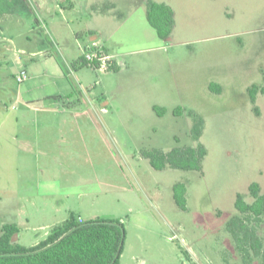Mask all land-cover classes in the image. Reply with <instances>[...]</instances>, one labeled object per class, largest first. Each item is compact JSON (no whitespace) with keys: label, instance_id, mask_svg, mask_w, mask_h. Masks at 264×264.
<instances>
[{"label":"rangeland","instance_id":"374dc122","mask_svg":"<svg viewBox=\"0 0 264 264\" xmlns=\"http://www.w3.org/2000/svg\"><path fill=\"white\" fill-rule=\"evenodd\" d=\"M53 1L57 12L34 4L24 28L10 24L11 43L0 33V219L18 226L16 242L39 244L72 217L116 220L121 264H246L227 224L252 184L264 193V97L249 96L264 77V0ZM149 2L173 9L168 39L149 24ZM87 27L121 72L76 66ZM199 146L202 172L158 171L144 156ZM252 224L264 250V216Z\"/></svg>","mask_w":264,"mask_h":264},{"label":"trees","instance_id":"16d2710c","mask_svg":"<svg viewBox=\"0 0 264 264\" xmlns=\"http://www.w3.org/2000/svg\"><path fill=\"white\" fill-rule=\"evenodd\" d=\"M27 3V0H0V16L20 13ZM147 19L161 39H168L172 35L174 11L170 6L149 2ZM83 67L89 66L82 56L80 68ZM114 72H119L117 66ZM216 86L214 84L210 88L220 92ZM259 94L264 97V77L261 86L255 85L249 89L253 103L256 102ZM155 111L159 116L166 113L164 109L157 107ZM182 113L181 108L175 110V115ZM201 135L200 121L193 129V137L199 139ZM144 156L158 171L170 167L183 171L202 172L206 149L203 146L184 147L175 148L168 153L153 150L145 152ZM249 191L252 202L245 201L240 195L237 197L235 208L240 216L231 219L227 229L232 234L246 264H251L254 257H262L264 264L263 243L256 227L252 224V222L260 223L264 216V193L257 183L252 184ZM186 193L185 184L179 183L174 186L175 202L183 210H186ZM19 233L16 224H6L1 227L0 264H121L120 257L126 239L125 227L120 221L97 219L78 222L74 217L54 226L46 239L34 247L18 244L16 240Z\"/></svg>","mask_w":264,"mask_h":264},{"label":"crops","instance_id":"0c3cea01","mask_svg":"<svg viewBox=\"0 0 264 264\" xmlns=\"http://www.w3.org/2000/svg\"><path fill=\"white\" fill-rule=\"evenodd\" d=\"M28 3L27 5H25L22 9V11L20 13H16V14H11V15H2L0 16V33L2 35V39L1 41L2 42H6V40L8 42H12V41H9L7 39V29H9V25L10 24H16L17 28L18 29H22L24 28L25 26V20L28 16L32 15L33 16V9L31 7V5L34 6V4L37 5V7L39 8V10L41 11V14L45 13V14H50V13H53V12H57V6L56 8L54 9L53 8V4H54V1L53 0H31V4H30V0H27ZM95 8V7H93ZM63 9V8H62ZM61 9V10H62ZM31 10V11H30ZM75 11V8L73 11L69 12V14H72V12ZM62 14H66V10L64 11V9L62 10L61 12ZM108 12L107 11H104L103 14H107ZM110 14V13H108ZM69 19V17H68ZM36 23H37V20L36 19H33ZM98 29L97 28H94V27H87V29H81V31H79V34L77 35V40L79 41L81 38L85 37V35L87 33H89L91 35V37L87 40V41H84L85 42V45L82 49V54H81V57L83 56V51L84 49L86 48L87 45H89L90 43L94 42V41H100L101 43L104 44L105 46V49H106V52L111 55V57L113 58V60L116 62L117 64V68H119V72H121L122 70V62L120 61V57L118 56V54L115 53L114 51V47L111 45V43L109 42L108 39H105L103 37V35H101L100 37H98V35L96 34L95 31H97ZM101 32V31H99ZM28 42L30 43V40L29 38H27ZM0 41V42H1ZM28 46V44H27ZM80 57V58H81ZM80 58L76 61V66L80 67ZM1 218V217H0ZM2 219H0V230H1V227L8 224V223H5V221H1ZM84 220V219H83ZM85 221V220H84ZM13 224V223H11ZM47 235V234H46ZM38 245L37 243L35 245H33L32 247Z\"/></svg>","mask_w":264,"mask_h":264},{"label":"built area","instance_id":"2783aa9c","mask_svg":"<svg viewBox=\"0 0 264 264\" xmlns=\"http://www.w3.org/2000/svg\"><path fill=\"white\" fill-rule=\"evenodd\" d=\"M83 58L89 67L105 73L114 72L117 66L111 55L106 52L104 44L100 41H94L87 45L83 52ZM27 79V73H23L16 81L18 83H23ZM79 222H83V220L80 219Z\"/></svg>","mask_w":264,"mask_h":264},{"label":"water","instance_id":"95a60500","mask_svg":"<svg viewBox=\"0 0 264 264\" xmlns=\"http://www.w3.org/2000/svg\"><path fill=\"white\" fill-rule=\"evenodd\" d=\"M119 256V254L117 255V257Z\"/></svg>","mask_w":264,"mask_h":264}]
</instances>
